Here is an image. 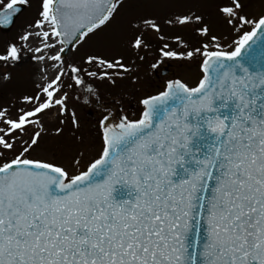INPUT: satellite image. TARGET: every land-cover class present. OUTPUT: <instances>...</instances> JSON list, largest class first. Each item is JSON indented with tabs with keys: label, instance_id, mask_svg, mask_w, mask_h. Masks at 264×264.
Returning a JSON list of instances; mask_svg holds the SVG:
<instances>
[{
	"label": "snow or ice",
	"instance_id": "obj_1",
	"mask_svg": "<svg viewBox=\"0 0 264 264\" xmlns=\"http://www.w3.org/2000/svg\"><path fill=\"white\" fill-rule=\"evenodd\" d=\"M179 2L0 0V264H264V0H210L220 34L191 7L150 11ZM120 82L132 110L103 102ZM77 106L103 110L94 149L34 156L66 127L83 142Z\"/></svg>",
	"mask_w": 264,
	"mask_h": 264
},
{
	"label": "rangeland",
	"instance_id": "obj_2",
	"mask_svg": "<svg viewBox=\"0 0 264 264\" xmlns=\"http://www.w3.org/2000/svg\"><path fill=\"white\" fill-rule=\"evenodd\" d=\"M189 7L193 8V10H198L206 15V22L210 24L212 27V31L214 34H220L225 32V29L216 21L215 16L213 14V9L211 6L210 0H180L179 3L170 5L166 8H159L155 10V13L161 18V21L163 20V17L168 14V12H180V11H186ZM35 15V5L32 9H26L18 18L16 19V24L12 29V32L15 33L24 23L28 22L33 18ZM164 33L166 36L171 37L174 34L181 35L185 40H193V35L191 33V30L189 29H179V28H173L164 26ZM158 40L156 38H153L150 43L152 44L151 50L146 54L148 57V60L150 61V56L156 55V45ZM170 43L172 41L169 39ZM161 43V42H160ZM159 46V44H157ZM84 50H90L88 49V46H86V49ZM150 55V53H152ZM144 54V53H142ZM165 69H171L173 70V74L180 76L183 79H186L188 82H193L197 75H198V68L197 67H188V66H180L178 64L172 63L165 66ZM141 84L144 86H147L148 88H154L157 82V77L154 73H151L149 71V63L145 62L141 67ZM16 88L23 90L26 87H28V78L27 75H25L16 85ZM133 86L130 85L128 82H120L119 85L115 88H110L107 85L101 84L99 86L100 92L102 94L103 102H105L104 99H108L111 97H116V99L122 101V103L129 105H132V109L135 108L136 101L131 98V91ZM124 93H129V95H124ZM8 98V97H5ZM0 102H3L0 100ZM91 111V116H87L86 112ZM77 112L80 116L81 126L79 131L77 132V135L83 136V142H77L75 139L71 138V133L69 130V127L65 128L64 136L57 138L53 135L46 136L42 141L40 147L33 153L34 156H38L41 158H51V153L53 148L60 146L61 152L59 156L57 157L58 162H66L67 159H69L71 156L75 155L78 151H85L86 153L89 150L94 149V138L96 136V128L94 127L95 119L97 115L101 112L100 109H88V110H81L79 106H77ZM46 123H48L49 128L51 129L54 127L57 121H48L46 120Z\"/></svg>",
	"mask_w": 264,
	"mask_h": 264
},
{
	"label": "water",
	"instance_id": "obj_3",
	"mask_svg": "<svg viewBox=\"0 0 264 264\" xmlns=\"http://www.w3.org/2000/svg\"><path fill=\"white\" fill-rule=\"evenodd\" d=\"M2 31V30H1ZM106 105H108L109 107L112 105L113 101L110 100V101H105L104 102ZM119 109V105H117V110Z\"/></svg>",
	"mask_w": 264,
	"mask_h": 264
},
{
	"label": "flooded vegetation",
	"instance_id": "obj_4",
	"mask_svg": "<svg viewBox=\"0 0 264 264\" xmlns=\"http://www.w3.org/2000/svg\"><path fill=\"white\" fill-rule=\"evenodd\" d=\"M132 108V105L129 107V110Z\"/></svg>",
	"mask_w": 264,
	"mask_h": 264
}]
</instances>
